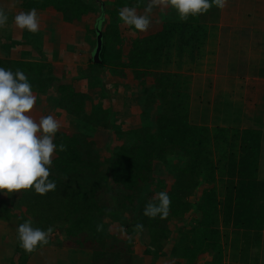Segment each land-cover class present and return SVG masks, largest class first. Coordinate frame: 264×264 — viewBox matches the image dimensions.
Here are the masks:
<instances>
[{
	"label": "trees",
	"instance_id": "1",
	"mask_svg": "<svg viewBox=\"0 0 264 264\" xmlns=\"http://www.w3.org/2000/svg\"><path fill=\"white\" fill-rule=\"evenodd\" d=\"M23 3L27 10L60 13L72 25L91 21L93 27L87 29L95 47L102 33V48L101 63L91 58L80 76L88 82L86 87L67 69L46 60L0 57V67L28 76L38 95L35 111L39 107L41 116L69 120L76 128L59 130L54 137L55 144L64 145L52 156L49 179L55 181V190L45 195L34 189L0 192V210L9 212L6 218H18V226L31 220L33 227L52 229L48 244L31 253L20 247L16 231L13 264H28L36 252L50 245L90 255L91 264H157L162 259L198 264L207 257L212 259L210 264H226L230 229L235 237L241 231L262 234L261 133L210 128L190 119L191 74L221 9L213 6L182 21L168 7L155 31L128 40L123 32L130 26L119 12L125 7L144 11L148 0ZM107 70L117 78L132 73L134 87H130L137 92L141 110L135 117L142 122L139 127L124 128L111 105L95 99V89L101 88L103 100H111L105 90ZM98 128L113 131L122 143L111 147L97 140ZM154 187L170 197L165 219L144 215L149 203H159L158 194L145 198ZM113 223L119 229H110ZM56 230L60 238L55 241L51 236ZM143 235L148 241L140 253L136 237ZM237 244L231 245L233 264L241 252Z\"/></svg>",
	"mask_w": 264,
	"mask_h": 264
},
{
	"label": "crops",
	"instance_id": "2",
	"mask_svg": "<svg viewBox=\"0 0 264 264\" xmlns=\"http://www.w3.org/2000/svg\"><path fill=\"white\" fill-rule=\"evenodd\" d=\"M7 5L13 7L10 12ZM7 5L0 4V7L4 6L6 14L13 17L9 32L11 41L4 46L6 51L4 49L0 51V57L26 61L46 60L67 69L86 87L88 82L82 80L80 76L83 70L88 68L96 48L94 36L87 31L88 26L93 27L92 22L87 23L86 21L89 20H86L81 26L72 25L66 23L60 13L51 10H37L40 27L39 31L32 33L27 29L17 28L14 23L17 13L31 11L23 8V1L12 0ZM34 41L41 46H35ZM76 49L79 52L78 55L75 54ZM106 73L104 75L105 88L111 87L117 90L121 80L117 82L118 78L113 76L109 70ZM191 75L190 111L194 114V110L199 116L195 121L196 124L210 128H236L217 125L214 122V115L204 116L206 109L197 93H204L208 88L214 94L223 93L230 96L229 100L241 101L244 104L241 123L237 128L240 130L254 129L261 133L258 178L264 182V0H228L227 6L220 11L217 25L209 29L202 58L199 65L193 67ZM95 92L94 94L99 97L104 95L101 88H96ZM33 113L34 109L31 115ZM235 236L236 234L230 229L226 264L234 262L231 245L234 243ZM262 238L264 240V231ZM258 247L263 248L264 246ZM263 254L264 252L261 256ZM211 260L207 257L198 264H210ZM235 264L241 263L235 259Z\"/></svg>",
	"mask_w": 264,
	"mask_h": 264
},
{
	"label": "clouds",
	"instance_id": "3",
	"mask_svg": "<svg viewBox=\"0 0 264 264\" xmlns=\"http://www.w3.org/2000/svg\"><path fill=\"white\" fill-rule=\"evenodd\" d=\"M228 0H148L143 14L135 7L120 10L119 18L138 31H147L151 24L154 9L171 7L176 10L180 20L187 21L207 13L213 6L224 9ZM8 22V15L0 7V29ZM15 26L35 33L40 23L37 10L19 12L14 17ZM99 26V25H98ZM37 97L28 76L21 70L0 67V192L34 189L40 195L55 190L56 183L50 180L52 156L64 145L54 143L60 123L53 115L41 116L37 121L31 115ZM159 203H149L144 215L161 219L167 218L171 204L167 192L158 193ZM137 227H142L138 225ZM52 229L33 227L26 220L17 228L20 247L33 252L38 246L49 242Z\"/></svg>",
	"mask_w": 264,
	"mask_h": 264
},
{
	"label": "rangeland",
	"instance_id": "4",
	"mask_svg": "<svg viewBox=\"0 0 264 264\" xmlns=\"http://www.w3.org/2000/svg\"><path fill=\"white\" fill-rule=\"evenodd\" d=\"M12 0H0V4L7 5L8 2H11ZM23 1V0H22ZM106 2H113L114 0H102ZM3 9L4 6H2ZM9 12L13 7L11 5H7ZM167 8H157L153 10V13L151 14V24L147 31L141 32L136 30L133 27H130V30H127L123 32V35L130 40L132 36L138 35V36H145L153 31H155L156 23L161 18V15ZM7 12V11H6ZM138 14H143L144 11H137ZM8 14V13H7ZM12 16H8V22L3 27V29H0V51H3L5 49V45L9 44L11 39L9 37L10 35V27L12 25L11 20ZM87 23L90 21H86ZM87 26V24H86ZM89 31V30H87ZM36 41H34L35 43ZM41 46L38 43H35V46L38 47ZM35 49H37L35 47ZM79 53L76 49L75 54ZM78 55V54H77ZM58 67V66H56ZM107 74V73H106ZM111 75V74H109ZM108 78V76H107ZM113 80H117L113 78ZM121 80V81H120ZM122 84H120V82ZM109 82V81H108ZM119 87L117 90L112 89L111 87H106L105 90L109 93L111 96V100H105L103 101V97H99L96 94H94L95 99H97L98 102H100L103 105L110 104L113 111L115 112L116 118L124 125V128H126L127 125H131L134 128H137L141 125V120H135V117L140 115L141 110L138 106L137 100L135 99V94L137 92L135 91L134 84H133V75L132 73L128 72L127 78H118L117 80ZM133 86V87H130ZM97 91V90H96ZM112 91V92H111ZM94 93H96L94 91ZM113 96V97H112ZM197 96L202 99L205 107V114L204 116L207 117L208 115H214V122L217 125H224L227 127H239L241 123V116L244 109V104L241 101L233 102L229 100L228 95H225L223 93H212L211 89H206L204 93H197ZM260 106L258 107L259 110ZM39 107H36V111L34 108L33 118L38 121V119L41 117V114L37 111ZM194 114L190 111V119L192 122L196 123V119H198V115L195 114V111L193 110ZM192 115V116H191ZM60 123V131H75L76 128L74 125L66 119H60L56 118ZM96 139L101 141L104 144H110L111 147L116 146L117 144H121V139H117L116 136H114L115 133L113 131L106 130L105 128H98L96 131ZM162 175V174H159ZM171 180V179H170ZM158 188H152L149 191H147V194L145 195V198L147 200L151 199L152 197L157 196L159 193ZM1 196V194H0ZM264 204V199H263ZM1 209V206H0ZM15 212V210H13ZM9 216V212H6V210H0V264H13L14 261V255H15V249H16V231L18 227V218L11 217L6 218ZM6 218V219H5ZM119 229L118 225L113 223L110 229ZM175 227H172V230H174ZM243 234L241 236L235 237V242H238L237 248L241 249L240 255L238 253L237 260L240 261L241 264H246L251 262L252 264H264V254L261 256V254L264 252V247L259 248L258 246H264V240L262 238V234L252 233V232H246L241 231ZM60 233L58 230H56L53 235L51 236V239L59 240ZM136 241L138 242V252H142L144 250V244L147 242L146 236L136 237ZM173 242V241H172ZM53 243V242H52ZM54 244V243H53ZM261 257V258H260ZM261 260V261H260ZM258 261V262H256ZM173 261H165L161 260L157 264H173ZM28 264H91L90 255H87L85 253L68 249V248H61L57 247L56 245H50L48 247H45L43 249H40L38 252H36Z\"/></svg>",
	"mask_w": 264,
	"mask_h": 264
},
{
	"label": "water",
	"instance_id": "5",
	"mask_svg": "<svg viewBox=\"0 0 264 264\" xmlns=\"http://www.w3.org/2000/svg\"><path fill=\"white\" fill-rule=\"evenodd\" d=\"M102 33L99 32L98 36H97V43H96V48H95V51H94V54H93V62L95 64H99L101 63V60H100V53H101V48H102Z\"/></svg>",
	"mask_w": 264,
	"mask_h": 264
}]
</instances>
